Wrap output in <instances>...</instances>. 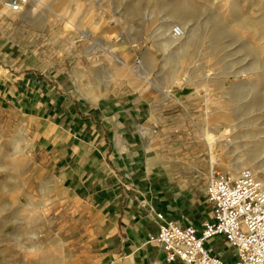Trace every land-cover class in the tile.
<instances>
[{
    "label": "rangeland",
    "instance_id": "1",
    "mask_svg": "<svg viewBox=\"0 0 264 264\" xmlns=\"http://www.w3.org/2000/svg\"><path fill=\"white\" fill-rule=\"evenodd\" d=\"M22 1L17 13L0 8V66L9 73L37 59L65 67L79 108H92L81 94L151 108L135 116L136 130L147 146L153 136L161 142L169 160L204 159L233 177L261 169L264 0ZM179 24L192 33L182 54L162 36ZM37 125L0 100V264L71 263L72 210L55 201V173L35 151Z\"/></svg>",
    "mask_w": 264,
    "mask_h": 264
},
{
    "label": "crops",
    "instance_id": "2",
    "mask_svg": "<svg viewBox=\"0 0 264 264\" xmlns=\"http://www.w3.org/2000/svg\"><path fill=\"white\" fill-rule=\"evenodd\" d=\"M0 8L7 10L3 2ZM10 71L0 66V100L35 116V151L55 173V201L72 210L65 241L73 244L70 264H168L150 240L161 224L157 215L198 230L211 220L205 200L211 161L169 160L154 136L144 144L135 116L152 114L151 108L91 94L79 99L92 108H79L70 99L66 68L39 59ZM205 248L225 263L235 260L221 236Z\"/></svg>",
    "mask_w": 264,
    "mask_h": 264
},
{
    "label": "built area",
    "instance_id": "3",
    "mask_svg": "<svg viewBox=\"0 0 264 264\" xmlns=\"http://www.w3.org/2000/svg\"><path fill=\"white\" fill-rule=\"evenodd\" d=\"M25 2L7 0L5 7L13 13L21 10ZM179 28L171 35L179 36ZM205 200L211 209V220L194 226H180L161 221L157 234L150 238L165 253L168 264H264V186L249 169L236 176L211 171L205 188ZM221 236L234 250L235 260L225 263L211 255L205 243Z\"/></svg>",
    "mask_w": 264,
    "mask_h": 264
},
{
    "label": "bare ground",
    "instance_id": "4",
    "mask_svg": "<svg viewBox=\"0 0 264 264\" xmlns=\"http://www.w3.org/2000/svg\"><path fill=\"white\" fill-rule=\"evenodd\" d=\"M3 6L5 7L4 3ZM6 8V7H5ZM7 9V8H6ZM8 10V9H7ZM9 11V10H8ZM179 36L178 37H173L171 35L172 27L170 25H167L162 33V36H164L166 39L164 40L165 42V49H170L174 48L176 49L180 54L182 52L186 51L188 46L191 44L192 41V33H189L188 29L184 26L179 24ZM261 169L254 170L249 167V169L253 172L254 176L263 184L264 186V180L258 178L257 174L258 172H264V163L260 167ZM214 170V169H213ZM212 170V171H213Z\"/></svg>",
    "mask_w": 264,
    "mask_h": 264
}]
</instances>
